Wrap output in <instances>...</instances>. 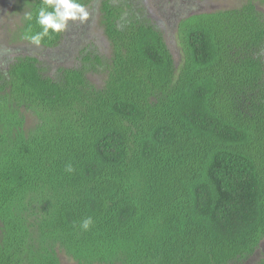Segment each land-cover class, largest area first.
Returning <instances> with one entry per match:
<instances>
[{"label":"trees","instance_id":"obj_1","mask_svg":"<svg viewBox=\"0 0 264 264\" xmlns=\"http://www.w3.org/2000/svg\"><path fill=\"white\" fill-rule=\"evenodd\" d=\"M258 1L179 20L181 64L144 8L103 0L109 57L89 42L71 66L27 56L0 68V264L253 261L264 243ZM25 3L22 40L27 14L39 30L41 0ZM65 33L40 47L60 49ZM87 217L89 231L74 226Z\"/></svg>","mask_w":264,"mask_h":264},{"label":"rangeland","instance_id":"obj_2","mask_svg":"<svg viewBox=\"0 0 264 264\" xmlns=\"http://www.w3.org/2000/svg\"><path fill=\"white\" fill-rule=\"evenodd\" d=\"M96 0L89 8L91 19L87 25L73 23L69 25L65 33L63 47L58 50H47L42 47H34L27 41L20 39L22 24V12L25 9V0H0V68L5 71L10 64L22 57H35L42 62L64 60L65 66L74 64V55L78 50L95 42L101 52L106 56L111 55L110 45L105 38L102 27L101 3ZM140 10L145 9L150 18L163 26L165 40L175 56L178 64L182 63V50L178 39L179 20L197 13H215L225 10L239 9L247 0H134ZM141 2L143 4H141ZM258 8L264 13V4L257 2ZM163 21V22H162ZM162 22V23H161ZM165 25H164V24ZM63 48V49H62ZM71 48V49H70ZM79 48V49H78ZM62 49V51H61ZM70 49L73 54L63 58L62 53ZM78 49V50H77ZM8 50V51H5ZM103 77H94L92 80L101 85ZM264 259V243L253 261L246 264H256ZM62 264H75L66 255H61Z\"/></svg>","mask_w":264,"mask_h":264},{"label":"clouds","instance_id":"obj_3","mask_svg":"<svg viewBox=\"0 0 264 264\" xmlns=\"http://www.w3.org/2000/svg\"><path fill=\"white\" fill-rule=\"evenodd\" d=\"M26 19L30 23L28 30L23 35V39L38 48L42 45L45 38L51 39L54 35L67 32L70 24L87 25L91 19V13L89 6L83 0H41L40 6L35 13V24L39 30H33L31 24L33 15L31 13L27 14ZM64 170L69 174L75 171L70 162L65 166ZM93 224V218L87 217L74 226L87 232L92 228Z\"/></svg>","mask_w":264,"mask_h":264}]
</instances>
